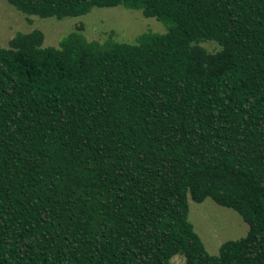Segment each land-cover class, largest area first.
<instances>
[{
	"label": "trees",
	"instance_id": "obj_1",
	"mask_svg": "<svg viewBox=\"0 0 264 264\" xmlns=\"http://www.w3.org/2000/svg\"><path fill=\"white\" fill-rule=\"evenodd\" d=\"M4 1L164 31L0 47V264H264V0ZM206 199L248 227L216 255L188 219Z\"/></svg>",
	"mask_w": 264,
	"mask_h": 264
},
{
	"label": "rangeland",
	"instance_id": "obj_2",
	"mask_svg": "<svg viewBox=\"0 0 264 264\" xmlns=\"http://www.w3.org/2000/svg\"><path fill=\"white\" fill-rule=\"evenodd\" d=\"M79 28L87 40L97 42L112 37L115 41L132 43L146 31H164L157 20L145 18L139 11L121 7L96 8L84 16L57 20L25 15L0 0V47L6 48L16 34L34 30L43 34L44 46L57 47L63 37ZM203 46L208 50L216 48L212 43ZM188 219L211 255L217 254L223 242L243 237L248 229L239 214L209 199L202 203L189 201ZM170 264H184V259L175 256Z\"/></svg>",
	"mask_w": 264,
	"mask_h": 264
}]
</instances>
